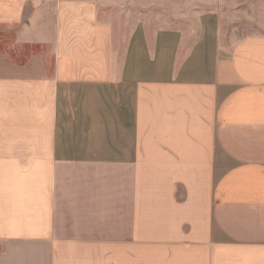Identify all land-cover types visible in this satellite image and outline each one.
I'll list each match as a JSON object with an SVG mask.
<instances>
[{
  "label": "crops",
  "instance_id": "crops-1",
  "mask_svg": "<svg viewBox=\"0 0 264 264\" xmlns=\"http://www.w3.org/2000/svg\"><path fill=\"white\" fill-rule=\"evenodd\" d=\"M246 2L0 0V264H264Z\"/></svg>",
  "mask_w": 264,
  "mask_h": 264
},
{
  "label": "rangeland",
  "instance_id": "rangeland-1",
  "mask_svg": "<svg viewBox=\"0 0 264 264\" xmlns=\"http://www.w3.org/2000/svg\"><path fill=\"white\" fill-rule=\"evenodd\" d=\"M109 0H106V2H108ZM114 1H117V0H114ZM253 1H255L256 3V5H259V4H261V3H263L264 4V0H253ZM233 2H235V1H233ZM147 3V2H146ZM247 4V2H246V0H245V5H243V6H246V8H247V6H248V8L247 9H249L250 11H254V9H251L252 8V6H250L251 4H249V5H246ZM249 6L251 7V8H249ZM134 8V7H133ZM134 9H136V8H134ZM137 9H140V8H137ZM117 11V10H116ZM255 12H256V15H261L262 16V14L264 15V13H261L259 10H255ZM250 13H252V12H250ZM148 15H152L153 17H158V18H166L165 17V15H166V12H161V11H156V12H154V13H147ZM164 14V15H163ZM102 15L103 16H106V17H109V18H111V20H113L114 21V23H115V25H116V31L118 30V24H119V21H120V18H119V14L118 13H116V14H110V10L109 11H107V10H102ZM138 15V14H137ZM139 16V15H138ZM156 21H159V20H157L156 19ZM258 29L259 30H263L264 31V28H262V27H258ZM16 38H17V34H8L7 32H6V30H4V29H0V57H4V56H7V50L8 49H11L12 51H14V48H12V46H11V48H10V44L12 45V40H16ZM123 37L118 33L117 35H116V38H115V45H116V48H118V49H121V47H122V41H123ZM39 49V48H38ZM22 52H25L24 54L25 55H23V58H24V56H28V55H30V54H32V53H36V52H38L39 50H37V47H32V48H30V47H27V48H22L21 47V49H20Z\"/></svg>",
  "mask_w": 264,
  "mask_h": 264
}]
</instances>
